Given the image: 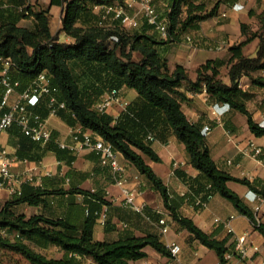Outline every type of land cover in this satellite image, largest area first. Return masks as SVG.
Segmentation results:
<instances>
[{"label": "trees", "instance_id": "obj_1", "mask_svg": "<svg viewBox=\"0 0 264 264\" xmlns=\"http://www.w3.org/2000/svg\"><path fill=\"white\" fill-rule=\"evenodd\" d=\"M167 1L170 8L161 16L168 21V35L158 37L148 31L152 25L146 23L133 29H127L120 23L105 25L100 13L95 11L96 6L116 3L127 8L125 0H50V5L61 6L64 10L61 31L74 39L66 42L51 32L49 6L36 10L30 0H0V68H4L5 60H9L8 74L13 81L19 82L18 90L25 89L41 72H45L52 87L56 88L58 100L66 104L58 114L69 124L80 123L91 130L94 137L101 135L110 142L114 150L123 154L149 179L152 188L160 192L172 218L189 232V239L198 240L213 249L219 264H227L225 253L234 245L233 241L229 243L233 232L228 231L225 237L219 238L215 232L205 231L192 217L182 213L183 200L200 209L203 206L196 203L198 199L207 201L218 193L248 217L264 236V222L228 185V181L239 182L264 199V180L238 177L217 165L202 125L190 121L182 108V101L187 97L180 87L187 80L197 89L204 81L210 98L227 103L246 115L250 130L258 137L264 136V126L255 120L246 105L251 94L240 87L243 75L250 76L254 85L264 87V76L251 73L264 69V18L257 31L248 32L247 25L242 24L246 38L229 48L230 84L221 78L219 64L214 59L198 67V79L193 81L183 65L176 64L174 69L169 67L162 47L169 42L180 41L188 29L214 16L217 6L207 10L205 3L195 0ZM23 18H33L34 28L20 25ZM256 37L260 38L257 54L246 55L244 46ZM135 52L141 55L139 59L135 58ZM70 61L81 65L79 76L74 75ZM124 86L135 89L138 100L127 102L117 118L95 107L105 94L115 91L120 96L119 90ZM4 91L0 85V102ZM48 102L49 96L46 95L30 103L29 107L47 118L50 111ZM18 128L21 130L20 125ZM162 128L171 129L185 144L189 162L199 170L198 175L188 176L175 169V173L189 186L183 200H176L171 195L168 185L145 159L146 156L154 161L162 160L152 147V141L159 137V129ZM20 134L19 157L38 160L41 153L31 155L27 151L22 152L21 148L31 151L43 146L70 167L77 158L71 149L60 146L55 133L45 143L31 139L23 131ZM61 167L60 164L59 170ZM72 173L70 168L66 176L71 178ZM109 179L112 181L110 169ZM67 194H81L85 200L84 203L70 202L63 216L40 213L27 217L14 209L21 203L46 205L49 197L63 199ZM105 204L110 202L104 199L100 189L91 191L77 184L55 188L44 183L24 182L0 210V248L19 252L31 264H79L80 259L87 256L92 257L96 264H134L132 261L148 255L146 246L171 257L170 248L153 233L126 235L113 240L96 239L94 226ZM48 246L60 247L64 251L63 256L48 257L35 248Z\"/></svg>", "mask_w": 264, "mask_h": 264}, {"label": "crops", "instance_id": "obj_2", "mask_svg": "<svg viewBox=\"0 0 264 264\" xmlns=\"http://www.w3.org/2000/svg\"><path fill=\"white\" fill-rule=\"evenodd\" d=\"M132 0H125L127 5ZM203 2L206 9L210 10L217 6L216 14L197 23L195 28L188 29L181 37L180 41L169 42L162 47V54L167 59L168 65L174 69L176 64L183 65L189 74L191 80L198 79L197 69L209 59H214L219 64L220 76L225 83L230 84L229 68L231 64L229 59L231 51L229 48L246 38L242 31V24L247 25V31H257L263 25L264 18V0H195ZM34 9L49 6V23L53 35H58L61 41L73 42L74 39L61 31L62 17L64 10L61 6L50 5V0H30ZM155 6L160 14L165 13L170 7L167 0H155ZM127 10L136 16L137 26H127V29H133L142 26L145 23L151 25L141 10L138 1H132L131 6L127 5ZM99 12L105 25L114 26L122 22L115 18L112 13H107L101 5L95 7ZM33 18H23L19 24L30 29L34 28ZM148 31L158 37H164L153 26ZM260 44V38L256 37L243 48L246 55L255 56ZM135 58L139 59L140 54L135 52ZM71 68L77 67L79 76L82 73L81 65L76 61L69 62ZM5 65V64H4ZM4 68H0V75ZM73 69V68H72ZM74 73V71H73ZM253 76H264V69H258L251 72ZM75 75V73H74ZM76 76V75H75ZM240 87L251 94L246 100L248 109L253 113L256 121L264 126V87L254 85L250 76L243 75L240 79ZM180 90L185 93L187 99L182 101V108L190 121L199 123L204 128L210 125L211 130L206 134V141L210 148L212 158L217 165L231 174L238 177H247L253 180L256 177L264 180V152L254 156L251 149L252 143L262 147L264 151V136H256L249 128L247 120L239 115V111L232 108L227 103L216 102L208 94L205 82L202 81L200 87L195 89L189 81H184ZM121 103H113L105 109L106 112L117 118L124 110L127 102L138 100L137 92L134 93L132 88L126 86L119 90ZM108 94L103 95L98 105L105 99ZM216 109L217 113L214 111ZM218 113L220 114L217 118ZM48 126L56 134V141L60 144L68 145L77 158L70 167L58 160L56 154L52 151L45 150L42 146L27 151L29 154L41 153L38 160H31L26 157L18 156V149L21 147L22 138L15 124L9 129L0 131V145L7 149L8 155L12 160V171L20 176L24 182L34 185L44 183L49 187L68 188L72 184H77L82 188L96 191L102 190L104 199L110 204H105L100 216L94 226V237L100 240H113L126 235L145 236L149 233L159 235L160 239L169 247L171 243L176 242L182 245L188 244L196 249V254L200 252L209 253L213 249L200 243L198 240H190L189 232L182 228L170 215V212L164 205V200L160 192L152 188L149 179L129 161L123 154L119 153V160L125 166L124 184L127 187L135 188V202L141 207L137 210L129 205L124 199L123 187L109 179V168L100 164L99 155L96 151L81 146L74 134L78 131L92 133L91 130L85 129L80 123L69 124L58 113L47 116ZM233 134L228 140L227 136ZM43 145V144H42ZM75 147V148H72ZM152 147L158 152L162 161H154L145 156L146 161L162 177L165 184L168 185L171 195L176 200H183L182 196L187 193L189 186L186 181L175 173L178 168L182 173L188 176H196L199 170L189 162L186 146L169 128L159 129V137L152 141ZM62 165L59 170V165ZM72 169V177L66 176V172ZM228 185L240 194L241 197L251 198L249 205L254 209L255 205L260 202L254 198V193L244 184L236 181H228ZM21 187V185H20ZM19 186L16 188L20 189ZM8 189L0 191V210L6 202L12 197ZM213 197V196H212ZM84 196L81 194H67L63 199L58 197H49L46 205L33 206L27 203H21L14 209L17 213H24L27 217L44 213L50 216H63L67 212L70 202L84 203ZM180 210L183 214L190 216L198 226L207 232H215L216 236L223 238L227 235L228 229L222 222H216V218L227 220L205 207H209L210 201L200 209L183 200ZM264 202V199L262 200ZM262 204V203H261ZM264 206V203H263ZM236 210V209H235ZM237 211V210H236ZM106 213L105 218L101 213ZM238 214H241L237 211ZM232 212L229 216L234 233L230 242L235 240L236 236L244 232H250L248 248L250 254H256L259 258H264V236L255 228L251 220L244 215L249 221L250 226L240 228L234 223L236 217ZM165 220L168 224L167 231H163ZM264 222V219H262ZM254 230V231H253ZM252 231V232H251ZM263 238V239H262ZM234 246V245H233ZM48 257L61 258L64 251L58 246H48L46 248L35 247ZM148 255L145 258L132 261L134 264H179L173 257L165 256L156 251L151 246H146ZM182 259L191 264H198L197 257L187 256L185 247ZM215 252V251H214ZM216 253V252H215ZM189 257V258H188ZM201 257V256H200ZM79 264H96L90 256L82 257ZM219 264V258L217 263Z\"/></svg>", "mask_w": 264, "mask_h": 264}, {"label": "built area", "instance_id": "obj_3", "mask_svg": "<svg viewBox=\"0 0 264 264\" xmlns=\"http://www.w3.org/2000/svg\"><path fill=\"white\" fill-rule=\"evenodd\" d=\"M138 1L141 6V10L147 21L158 30L164 37L168 35V21L162 17L158 12L154 1L155 0H132ZM132 1L127 5L131 6ZM107 13H112L115 18L121 20L122 24L127 26H137L138 21L136 16L128 12L125 5L121 3L109 4L104 6ZM9 60H5V67L3 73L0 75V85L5 88L2 100L0 102V131L6 130L13 123H17L21 126L22 131L28 135L31 139L40 142H47L51 140L53 136L52 129L48 126L47 119L43 117L39 112L29 107L30 103H35L40 98L49 96V113L55 115L62 108H65L64 101L58 100L55 95L56 88L52 87L49 76L45 72H41L38 77L25 89L18 90V81H13L8 74ZM120 96L114 91L108 94L105 99L98 105L100 111H104L113 103H121ZM214 111L217 113L216 109ZM220 114L218 113L217 118ZM211 130L210 125H205L202 129L204 134H208ZM77 141L81 143V146H87L88 148L96 151L99 155L100 163L103 166H107L111 171V179L114 183L121 185L123 188L125 201L135 207L137 210H141V207L135 202L136 194L138 191L135 188L127 187L124 184V172L125 166L120 163L118 159V152L114 150V147L103 136H93L92 133L78 131L74 134ZM61 147H68L63 143H60ZM252 153L254 156L262 154L264 151L261 146L252 143ZM75 148V147H72ZM12 160L8 155L6 148L0 145V191L2 189H8L11 193L19 190L17 186L23 183L20 176L16 175L12 169ZM259 199H262L256 194ZM199 205L205 206L206 201L200 199L196 202ZM256 210H260V206H255ZM101 216L105 218L106 213H101ZM216 222H222L224 227L234 233V229L231 225V221L221 220L216 218ZM165 224V220L161 221ZM168 224H165L163 231H167ZM248 233L244 232L236 236L234 246L226 251L225 259L227 264H264V258H259L255 253L250 254L248 248ZM171 251V257L175 258L179 264H188L183 262L179 258L181 251V245L173 242L169 246Z\"/></svg>", "mask_w": 264, "mask_h": 264}, {"label": "rangeland", "instance_id": "obj_4", "mask_svg": "<svg viewBox=\"0 0 264 264\" xmlns=\"http://www.w3.org/2000/svg\"><path fill=\"white\" fill-rule=\"evenodd\" d=\"M72 68H73L72 70L74 71L75 75L77 76L79 74L78 68L77 67H72ZM132 90L134 93H136L135 89L132 88ZM239 115H241L242 117H244L247 120L246 115H244L243 113L240 112ZM230 137L232 138L233 134H231L230 136H227V139L230 140L231 139ZM118 159H119V153H118ZM242 198L244 199V201L247 204H249L251 201V198H248V197H242ZM254 198H256L260 202L258 204L260 206V210H256L255 207H254V210L257 213V217L262 220V219H264V206H263L264 202L262 201V199H259L255 195L253 196V199ZM208 201H210L209 207H205V208H207V211H209L208 209H210L215 214L219 215L220 217H222L224 219H229V216H231V214L233 212L235 214L234 217H236L234 220V223H237L240 228H247L250 226L249 221L244 217L243 214L237 213V211H236L237 209L227 198L216 193ZM254 229H255V227H254ZM0 231H1V229H0ZM247 233L249 235L248 237H250V232H247ZM249 240H250V238H248V242H249ZM181 243H182L181 246L185 247L184 251L187 252V254H188L187 256L191 257V255H192L193 257L194 256L197 257V259L199 261L198 264H216L217 263L218 256L214 251L209 252V253L200 252V253H198V255H195L196 249H194L192 246H190L188 244H184L183 241ZM182 253H183V250L181 249V251L179 253L180 260L183 262H186L188 264H191L188 261H184L185 259H182ZM0 264H31V263L23 255H21L17 251L0 248Z\"/></svg>", "mask_w": 264, "mask_h": 264}]
</instances>
